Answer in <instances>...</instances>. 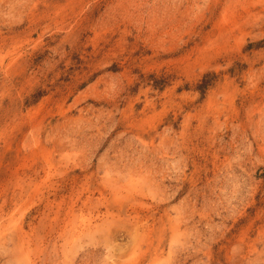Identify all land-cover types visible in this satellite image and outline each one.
Returning <instances> with one entry per match:
<instances>
[{
    "label": "rangeland",
    "instance_id": "rangeland-1",
    "mask_svg": "<svg viewBox=\"0 0 264 264\" xmlns=\"http://www.w3.org/2000/svg\"><path fill=\"white\" fill-rule=\"evenodd\" d=\"M0 264H264V0H0Z\"/></svg>",
    "mask_w": 264,
    "mask_h": 264
},
{
    "label": "trees",
    "instance_id": "trees-1",
    "mask_svg": "<svg viewBox=\"0 0 264 264\" xmlns=\"http://www.w3.org/2000/svg\"><path fill=\"white\" fill-rule=\"evenodd\" d=\"M217 75L215 73L206 74L200 83L197 86L198 92L204 97L206 91L213 85V83L217 80Z\"/></svg>",
    "mask_w": 264,
    "mask_h": 264
}]
</instances>
